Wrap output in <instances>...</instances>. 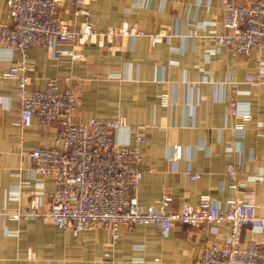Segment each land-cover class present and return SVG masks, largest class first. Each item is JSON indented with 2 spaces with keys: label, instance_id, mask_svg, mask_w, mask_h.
<instances>
[{
  "label": "crops",
  "instance_id": "crops-1",
  "mask_svg": "<svg viewBox=\"0 0 264 264\" xmlns=\"http://www.w3.org/2000/svg\"><path fill=\"white\" fill-rule=\"evenodd\" d=\"M129 0H87L88 21L97 29L128 25L142 31L77 47L81 59L64 51L73 44L62 42L51 50L41 45L29 49L33 80L29 89L43 88L49 78H57L62 88L73 89L78 107L76 118L107 121L123 117L128 125L142 128L144 174L137 189L143 206L171 195L170 210L183 204L196 205L203 194L220 204L234 196L253 194L264 217V78L253 85L245 77L257 73L264 50L248 55L218 44L210 37L215 29L223 33L224 10L220 0H164L154 8L121 15ZM252 0H234L243 4ZM63 19L84 24L76 16L71 0L61 9ZM7 0H0V26L9 23ZM213 21L216 25H210ZM164 30L169 35L153 44V37ZM18 54L8 60L0 55V73L16 65ZM233 83L238 84L237 90ZM18 82L0 79V208L7 212L23 210L35 193H40V210L55 190L51 175L33 176L32 148L56 142V125H43L35 117L30 126L21 122L16 98ZM167 97V101H163ZM251 118L243 121L233 113V103L246 108ZM239 106V107H240ZM248 108V107H247ZM244 122V133L234 127ZM262 123V126H260ZM258 131V132H257ZM126 131L118 135L125 140ZM182 146V157L173 159L174 146ZM234 146L230 151L229 147ZM242 145L243 151L237 150ZM242 165V183L230 187V164ZM188 164L202 176L192 180ZM261 175L249 181L250 175ZM44 220V219H42ZM39 219L6 221L0 218V264H57L59 231L69 236L63 251L76 264H197L204 247L215 239L227 240V222L201 226L175 224L168 236L153 224L121 227L122 238L114 241L99 227L82 232L77 239L53 224ZM264 240L263 232L245 228L243 237ZM44 239V245H43ZM55 243L46 250L47 242ZM112 256V257H111Z\"/></svg>",
  "mask_w": 264,
  "mask_h": 264
},
{
  "label": "built area",
  "instance_id": "built-area-1",
  "mask_svg": "<svg viewBox=\"0 0 264 264\" xmlns=\"http://www.w3.org/2000/svg\"><path fill=\"white\" fill-rule=\"evenodd\" d=\"M68 0H7L10 21L0 26V55L8 60L18 54L16 65L0 73V79L14 78L18 82L16 98L20 105L21 122L28 127L37 117L43 125H56V142L50 146L32 148L29 157L34 163L33 176L51 175L55 190L49 194L46 209L40 210L41 195L30 199L33 214L23 211L7 212L0 209L1 217L10 221L49 219L58 229L70 233L74 239L84 231L103 227L114 241L122 238L121 227L155 224L161 234L168 236L175 224L201 226L207 223L230 224L227 240L215 239L206 245L197 264H264V240L254 236L244 239V229L264 231V217L253 194L234 196L222 205L209 194L201 195L196 205L183 204L177 211L170 210L173 197L164 195L155 204L143 206L138 201L137 189L143 178L142 145L145 135L141 127L130 126L121 117L107 121L91 118L81 122L76 116L78 102L72 88H62L57 78H49L43 88L29 89L33 80L29 49L41 45L55 50L59 43L73 44L64 51L73 59H81L77 47L110 43L115 32L96 29L88 21L87 0H71L76 16H84V24L73 25L60 15ZM224 10L223 33L215 29L210 37L218 44L237 53L248 55L264 50V0L243 4L234 0H220ZM215 26L216 22L210 23ZM126 32V31H125ZM142 31L130 30L135 35ZM124 34V35H126ZM122 35V33H121ZM162 36L154 37L153 43ZM264 78V59L257 73L247 75L245 82L256 85ZM237 90L238 84L233 83ZM167 101V97H163ZM233 113L242 120L251 118L249 107H233ZM234 129L244 133V122ZM262 126V124H260ZM126 131L125 140L118 135ZM230 151L234 147H229ZM243 151L242 145L237 148ZM182 157V146H174L173 159ZM240 164L232 163L227 169L230 187L237 189L242 183ZM190 179L202 175L188 164ZM37 208V209H35Z\"/></svg>",
  "mask_w": 264,
  "mask_h": 264
},
{
  "label": "rangeland",
  "instance_id": "rangeland-1",
  "mask_svg": "<svg viewBox=\"0 0 264 264\" xmlns=\"http://www.w3.org/2000/svg\"><path fill=\"white\" fill-rule=\"evenodd\" d=\"M164 0H129L128 1V3L127 4H125L122 8H124V9H129V11L128 12H124V13H121V15H126V16H128V15H130V13L129 12H131V13H135V12H139V11H141V10H145V9H150V8H154V10H161V7H162V2H163ZM252 1H255V0H252ZM250 2V1H249ZM91 24V23H90ZM93 25V24H92ZM211 25V24H210ZM97 29V28H96ZM107 29H112L114 32H115V34H117V35H115V37L116 36H120L121 35V33H122V35H124V34H126L128 31H130L131 29H129V27H128V25H123V26H121V27H119V26H111V27H109V28H106V29H102L103 31H106ZM98 30H100V29H98ZM126 31V32H125ZM160 33L158 34V35H156V36H154V37H158V36H162V38H161V40L162 39H164L165 37L167 38L169 35L167 34V32H165L164 30H162V31H159ZM126 35H128V34H126ZM153 37V38H154ZM113 39H114V37H113ZM113 39L111 40V42L113 41ZM110 42V43H111ZM157 43V42H156ZM153 44H155V43H153ZM243 104L244 105H247L246 107H249V103L247 102H243ZM240 105H241V103H240ZM240 105H238L237 106V103H233V107L234 106H236V107H239ZM241 107V106H240ZM243 108V107H242ZM233 110V109H232ZM240 117V116H239ZM260 124H262V123H260ZM261 126V125H260ZM261 127H263V126H261ZM258 132V131H257ZM258 134H260V135H262L263 137H264V132H263V130H260L259 131V133ZM233 146V145H232ZM234 147V146H233ZM142 159H143V155H142ZM236 163V162H235ZM237 164V163H236ZM259 178H261V175L259 176V175H250L249 176V181L251 182V181H258L259 180ZM232 188V187H231ZM234 189V188H233ZM253 190H251L250 191V193L252 192ZM33 195H35V194H33ZM31 196V198L32 197H34V196ZM204 195V194H203ZM30 198V199H31ZM30 199H29V201H28V203H27V206L23 209V210H25V213H29V215H30V213H32L33 214V212L35 211L34 210V208H31V210L29 209V207H30ZM1 209V208H0ZM35 209H37V208H35ZM23 210H19V211H23ZM0 218L1 219H4V220H6V221H10V219L8 218V217H6V216H4V217H1L0 216ZM38 219V218H37ZM41 220L42 219H44V218H40ZM24 220H32V219H29V218H27V219H24ZM42 221H45V222H47L48 224H53L49 219H44V220H42ZM54 225V224H53ZM55 226V225H54ZM133 226H135V225H133ZM132 226V227H133ZM127 227V226H126ZM111 237V236H110ZM72 244V242L70 241V239H69V236H67V235H65V234H63L62 232H60L59 231V234H58V238H57V242H56V245H57V250H58V252H59V254H58V262H57V264H76L78 261L76 260V259H73V261L72 260H69V259H67V257H69V254H65V253H63V251H64V249H65V247L67 246V245H69V244ZM45 243H44V239H43V245H44ZM54 242H53V240L52 241H49L48 240V242H47V244H46V250L50 247V246H52V247H54ZM44 256H45V258H44V262L45 263H43V264H50L51 262H50V256L49 255H46V254H43ZM112 257V256H111ZM109 264H113V260H110L109 261Z\"/></svg>",
  "mask_w": 264,
  "mask_h": 264
}]
</instances>
